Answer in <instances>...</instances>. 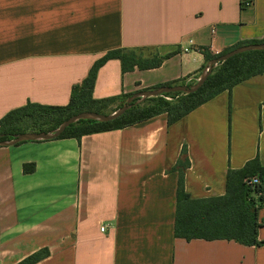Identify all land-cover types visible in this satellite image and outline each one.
<instances>
[{
  "label": "crops",
  "instance_id": "0c3cea01",
  "mask_svg": "<svg viewBox=\"0 0 264 264\" xmlns=\"http://www.w3.org/2000/svg\"><path fill=\"white\" fill-rule=\"evenodd\" d=\"M264 39V0H0V120L29 103L63 107L94 64L118 49L176 53L125 73L113 59L93 97L194 84L205 52ZM187 49V51H186ZM192 199L226 194L230 170L264 166V73L169 125L167 114L74 138L0 147V264H264L258 246L175 236L179 173ZM25 164L36 171L24 173ZM104 228V230H102Z\"/></svg>",
  "mask_w": 264,
  "mask_h": 264
},
{
  "label": "trees",
  "instance_id": "16d2710c",
  "mask_svg": "<svg viewBox=\"0 0 264 264\" xmlns=\"http://www.w3.org/2000/svg\"><path fill=\"white\" fill-rule=\"evenodd\" d=\"M260 43H264V39L239 44L224 54L244 45ZM176 54L177 52L163 58L156 52H150L146 58L143 51L136 52L128 49L110 51L94 64L83 83L74 87L67 106L53 107L29 103L4 116L0 120V140L9 141L16 135L28 132H52L66 120L83 112L102 114L106 108L119 101L118 98L96 100L93 97L98 71L110 60H120L123 71L127 73L134 71L135 68L140 70L158 68L165 59ZM205 57L208 63L219 56L205 52ZM263 73L264 51L245 52L221 63L213 70L204 85L193 94L170 93L162 97L146 99L152 103L145 108L133 105L123 116L108 123L94 120L80 121L71 125L54 140L74 138L81 141L86 135L130 127L160 114H167L169 125H173L217 95L231 91L240 83ZM165 86L176 85L168 83L153 89ZM132 95H126L123 99H128ZM190 164L187 150L184 148L180 160L172 169L179 173L175 236L187 241L228 240L246 246L260 245L258 219L260 207L264 202V166L260 160L256 158L249 161L242 169L230 170L227 176L226 194L208 199H192L186 193L185 172ZM23 170L25 174H32L36 171V165L25 164ZM253 178H257L258 182L249 184ZM254 193L260 194V206L254 205ZM48 254V250H42L20 264H35Z\"/></svg>",
  "mask_w": 264,
  "mask_h": 264
},
{
  "label": "water",
  "instance_id": "95a60500",
  "mask_svg": "<svg viewBox=\"0 0 264 264\" xmlns=\"http://www.w3.org/2000/svg\"><path fill=\"white\" fill-rule=\"evenodd\" d=\"M251 51H264V43L244 45L213 59L208 63L206 70L200 76L196 84L192 86H187V85L185 86L179 85V86H171V87L165 86L158 89L144 90L136 94H133L131 97L127 99V101L121 108H119L117 111H115L110 115L100 114L96 112H83L66 120L56 130L52 132H28V133L16 135L13 137L12 140L9 141L0 140V147L15 146L20 143L29 142V141L54 140L60 137L65 132V130L69 128L71 125L76 124L83 120H94L102 123L112 122L123 116L128 110L132 108L133 105H137L141 101H144L146 99L162 97L165 94H170V93H182L186 95L193 94L197 92L204 85L208 77L212 74L214 68H216L219 64L228 61L229 59L233 58L236 55Z\"/></svg>",
  "mask_w": 264,
  "mask_h": 264
},
{
  "label": "rangeland",
  "instance_id": "374dc122",
  "mask_svg": "<svg viewBox=\"0 0 264 264\" xmlns=\"http://www.w3.org/2000/svg\"><path fill=\"white\" fill-rule=\"evenodd\" d=\"M219 65H220V64H219ZM219 65H218L216 68H218ZM216 68H214V69H216ZM194 84H196V82H195ZM194 84H190V85H187V86H192V85H194ZM184 86H185V85H184ZM167 99H168V100H171L170 97H167ZM126 100H127V99H121V100H119V101L116 102L114 105H111L110 107L106 108L102 114L110 115V114L114 113L115 111H117L119 108H121V107L125 104ZM150 103H152V102L144 100V101H141V102H140L139 104H137V105H140L141 108H145V107H147ZM253 196H254V205H255V207H256V206H260V201H261V199H260V194H259V193H254Z\"/></svg>",
  "mask_w": 264,
  "mask_h": 264
},
{
  "label": "built area",
  "instance_id": "2783aa9c",
  "mask_svg": "<svg viewBox=\"0 0 264 264\" xmlns=\"http://www.w3.org/2000/svg\"><path fill=\"white\" fill-rule=\"evenodd\" d=\"M186 51H187V49H186ZM256 182H258L257 178H253L252 181L249 182V184H253ZM102 230H104V228H102Z\"/></svg>",
  "mask_w": 264,
  "mask_h": 264
}]
</instances>
